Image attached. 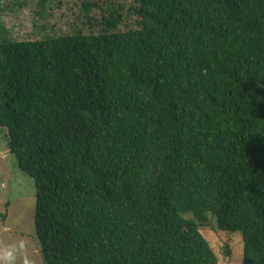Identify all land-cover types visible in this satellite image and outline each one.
Wrapping results in <instances>:
<instances>
[{
    "label": "trees",
    "instance_id": "1",
    "mask_svg": "<svg viewBox=\"0 0 264 264\" xmlns=\"http://www.w3.org/2000/svg\"><path fill=\"white\" fill-rule=\"evenodd\" d=\"M95 8L0 37V129L43 263L215 264L213 216L264 264V0H134L126 29L124 5Z\"/></svg>",
    "mask_w": 264,
    "mask_h": 264
},
{
    "label": "rangeland",
    "instance_id": "2",
    "mask_svg": "<svg viewBox=\"0 0 264 264\" xmlns=\"http://www.w3.org/2000/svg\"><path fill=\"white\" fill-rule=\"evenodd\" d=\"M99 5L94 12L106 18L119 10L118 27L126 29L133 21L127 7L134 0H92ZM81 0H9L0 18V37L14 41L41 39L44 35L66 34L77 20ZM4 130L0 129V249L23 242L16 264H44L33 227L35 185L32 177L17 166L6 147ZM210 215V214H209ZM216 258L215 264H243V242L239 231L220 230L215 217L200 228Z\"/></svg>",
    "mask_w": 264,
    "mask_h": 264
},
{
    "label": "clouds",
    "instance_id": "3",
    "mask_svg": "<svg viewBox=\"0 0 264 264\" xmlns=\"http://www.w3.org/2000/svg\"><path fill=\"white\" fill-rule=\"evenodd\" d=\"M23 246V242H20L0 249V264H16L17 255ZM25 264H28L27 260H25Z\"/></svg>",
    "mask_w": 264,
    "mask_h": 264
}]
</instances>
